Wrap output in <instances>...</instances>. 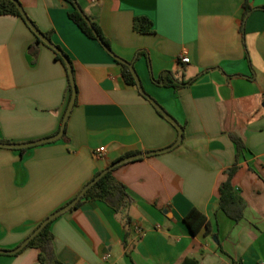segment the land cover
I'll return each instance as SVG.
<instances>
[{
    "label": "crops",
    "instance_id": "1",
    "mask_svg": "<svg viewBox=\"0 0 264 264\" xmlns=\"http://www.w3.org/2000/svg\"><path fill=\"white\" fill-rule=\"evenodd\" d=\"M76 1L113 55L133 64L145 94L181 126L183 141L113 172L133 200L131 228L91 199L55 219L56 264H264V0ZM19 2L70 60L77 98L65 137L0 148L4 251L16 249L111 163L167 150L178 139L138 87L125 82L118 61L71 21L68 2ZM135 19L149 21L151 32L135 31ZM34 41L21 19L0 16L1 143L47 139L61 126L68 71L49 47L32 54ZM165 73L184 86L157 83ZM233 137L244 144L238 160ZM235 164L240 222L220 210L219 189ZM193 209L209 222L196 234L184 222ZM39 253L0 255V264H43Z\"/></svg>",
    "mask_w": 264,
    "mask_h": 264
},
{
    "label": "trees",
    "instance_id": "2",
    "mask_svg": "<svg viewBox=\"0 0 264 264\" xmlns=\"http://www.w3.org/2000/svg\"><path fill=\"white\" fill-rule=\"evenodd\" d=\"M68 2L72 7L73 11L69 14V18L71 21L81 30V32L86 35L88 38L92 40H96V37L94 36L93 30L91 27L88 25V23L85 21V19L82 17V15L78 12V10L74 7V4L72 0H65ZM0 16H14L23 21V23L26 25L24 22L22 16L20 15L18 9L16 6L11 2L10 0H0ZM91 25L94 29V31L98 34L100 37L102 43L110 49V42L109 40L102 34L99 26L91 22ZM27 26V25H26ZM29 29V27L27 26ZM134 29L135 31L142 33V34H147L151 32V24L149 21L146 19H135L134 21ZM30 30V29H29ZM31 31V30H30ZM33 34V32L31 31ZM48 39H50V34H45ZM34 35V34H33ZM35 41L34 44L30 47L31 53L35 55V49L39 45H44L35 35ZM99 42V41H98ZM46 46V45H44ZM47 47V46H46ZM50 49V48H49ZM53 51V50H52ZM55 54L56 60L60 61L63 66H65V63L63 62L62 58L56 54L55 51H53ZM119 63V62H118ZM122 67V74L125 82L132 87H137L136 82L128 69L127 66L119 63ZM66 68V66H65ZM163 82L164 86L167 87H172V88H180L184 86V84H179L175 81V79L172 77L170 73H165L164 76L157 81V83ZM71 85L69 81L68 85V99H67V105L64 110L62 120H61V126L62 122L68 107V104L71 99ZM159 116H161L163 119L164 117L157 111ZM61 126L58 130L57 133L60 132ZM66 134V129L64 136ZM234 142L237 146V160L240 156V153L244 149V144L242 141L237 138L233 137ZM129 157V155L127 156ZM123 158L118 159L117 161L111 163L114 164ZM236 164L230 169V173L228 176V179L226 182H224L219 189V194H220V210L225 213V215L230 218L231 220L235 222H240L243 219V213H244V204L241 198L238 196V194L235 192L231 180L233 175L236 173ZM116 170V169H115ZM109 172L107 175H105L100 181H98L82 198L81 200L77 203V205L73 209H77L80 207L83 203L84 200H96V201H101L105 204H107L109 207H111L121 222H123L124 226L129 229L131 228L132 225V220L129 215V210L131 206L133 205V200L131 196L129 195L127 188L120 182L116 181L113 177V172ZM99 172L98 174H100ZM97 174V175H98ZM96 175V176H97ZM95 176V177H96ZM185 224L188 226L192 234H196L202 227L206 226L209 228V222L207 218L198 212L197 210L193 209L190 211L189 214L184 218ZM53 222L48 224L42 232L35 238L33 239L29 245L26 248H36L40 251L39 253V261L43 264H56V258L54 255V250H53V235L50 231L51 225ZM38 227V226H37ZM127 235H129L127 231ZM183 264H195L194 262L190 260H186Z\"/></svg>",
    "mask_w": 264,
    "mask_h": 264
},
{
    "label": "water",
    "instance_id": "3",
    "mask_svg": "<svg viewBox=\"0 0 264 264\" xmlns=\"http://www.w3.org/2000/svg\"><path fill=\"white\" fill-rule=\"evenodd\" d=\"M11 2H13V4L16 6V8L18 9L20 15L22 16L24 22L26 23V25L29 27V29L33 32V34L47 47H49L50 49H52L53 51L56 52L57 55H59L63 62L66 65L67 71H68V76H69V81H70V85H71V99L70 102L68 104L63 122H62V126H61V130L60 132L53 137L47 138V139H43V140H39L36 142H32V143H28V144H6V143H1L0 142V148L3 149H27V148H31V147H35V146H39V145H43V144H47V143H51L54 141H57L59 139L62 138V136L65 133V129H66V125H67V121L70 117L71 111L74 108V105L76 103V98H77V89H76V84H75V78H74V73H73V67L71 65L70 60L68 59V57L62 52V50L57 47L56 45H54L50 39H48L45 35L42 34L41 31L38 30V28L35 26V24L31 21V19L28 17V15L26 14V12L24 11L21 3L19 2V0H10ZM74 7L78 10V12L82 15V17L85 19V21L88 23V25L91 27V29L93 30L94 36L96 37V39L99 41V43L103 46V48L112 56L115 58V60H117L119 63L125 65L128 67V69L130 70L136 85L140 91V93L147 98L151 104L157 109V111L170 123L172 124L178 131V139L176 141V143L170 147L167 150L161 151V152H151V153H147V154H141V155H136V156H131V157H127L124 158L112 165H110L108 168H106L105 170H103L100 174H98L89 184H87L82 190L81 192L76 196V198H74L69 204H67L66 206H64L63 208H61L60 210H58L57 212L53 213L52 215H50L49 217H47L43 222H41V224L35 229V231L26 239L24 240V242H22L16 249L11 250V251H4V250H0V255H16L18 253H20L21 251H23L28 245L29 243L35 239L41 232L42 230L51 222H53L55 219H57L58 217L62 216L63 214L71 211L76 205L77 203L81 200V198L98 182L100 181L105 175H107L109 172L127 164L130 162H134L136 160L139 159H143L146 157H151L160 153H164L167 151H171L173 149H175L176 147H178L182 141H183V129L181 128V126L171 117L167 114V112H165V110L160 107L154 100H152L149 96H147L143 90V87L141 85V82L139 80V77L137 76V73L133 67L132 63H128L125 62L124 60L116 57L113 55V53L111 52L110 49H108L101 41L100 37L98 36V34L94 31L92 25H91V21L85 16L84 12L82 11V9L80 8L79 4L77 3L76 0H72Z\"/></svg>",
    "mask_w": 264,
    "mask_h": 264
},
{
    "label": "built area",
    "instance_id": "4",
    "mask_svg": "<svg viewBox=\"0 0 264 264\" xmlns=\"http://www.w3.org/2000/svg\"><path fill=\"white\" fill-rule=\"evenodd\" d=\"M181 62L184 63V64H187V63H189V59L186 58V57H182V58H181ZM103 151H104V149L101 148V149L99 150V154H101Z\"/></svg>",
    "mask_w": 264,
    "mask_h": 264
}]
</instances>
